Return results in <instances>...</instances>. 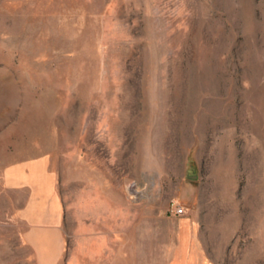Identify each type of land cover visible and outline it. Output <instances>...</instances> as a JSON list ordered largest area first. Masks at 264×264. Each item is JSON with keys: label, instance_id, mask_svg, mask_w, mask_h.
<instances>
[{"label": "rangeland", "instance_id": "obj_1", "mask_svg": "<svg viewBox=\"0 0 264 264\" xmlns=\"http://www.w3.org/2000/svg\"><path fill=\"white\" fill-rule=\"evenodd\" d=\"M42 155L61 264H264V0H0V264Z\"/></svg>", "mask_w": 264, "mask_h": 264}, {"label": "crops", "instance_id": "obj_2", "mask_svg": "<svg viewBox=\"0 0 264 264\" xmlns=\"http://www.w3.org/2000/svg\"><path fill=\"white\" fill-rule=\"evenodd\" d=\"M4 190L16 195L20 239L35 264H61L66 252L64 204L48 155L18 160L2 173Z\"/></svg>", "mask_w": 264, "mask_h": 264}, {"label": "built area", "instance_id": "obj_3", "mask_svg": "<svg viewBox=\"0 0 264 264\" xmlns=\"http://www.w3.org/2000/svg\"><path fill=\"white\" fill-rule=\"evenodd\" d=\"M173 213L175 215H182L184 213V208L181 206H177L176 208H174Z\"/></svg>", "mask_w": 264, "mask_h": 264}]
</instances>
